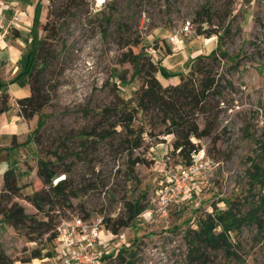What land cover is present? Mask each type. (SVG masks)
<instances>
[{
    "label": "rangeland",
    "instance_id": "374dc122",
    "mask_svg": "<svg viewBox=\"0 0 264 264\" xmlns=\"http://www.w3.org/2000/svg\"><path fill=\"white\" fill-rule=\"evenodd\" d=\"M204 4L211 9L213 26L226 53H219L217 67L226 87L215 136L196 141L213 163L198 176L195 187L191 185L190 191L162 213L153 198L166 185L164 169L180 166V158L171 153L173 136L146 137L135 153L148 162L136 164L130 174L125 154L110 145L114 142L112 130L100 129L101 136H108L81 157L70 153L80 147L78 139H69V135L92 125L99 107L112 100L103 87L105 81L119 79L118 89L124 98L139 85L132 65L118 62L121 50L138 52L141 45H154V60L160 62L156 75L166 83L178 81L190 59L215 48L216 35L196 33L200 22L194 20V12ZM187 19L192 32L169 41V33ZM61 21L55 44L60 51L58 66L63 70L51 68L47 74L50 100L41 111L46 120L40 131L41 152L31 138L38 114L25 119L17 113L16 99L29 93L23 64L15 72H11L13 64L0 65V81L5 83L9 105L0 112V190L3 171L14 168L21 195L12 202L41 218L23 197L44 188L36 174V162L40 157L50 158L56 169L70 168L66 178L73 180L78 194L70 198V205L54 208L51 215L56 223L83 214L90 219L115 218L124 214L129 203L145 206L128 227L119 230L123 238L100 229L99 239L107 244L100 256L102 264H264V212L252 211L257 197L264 196V0H107L99 7L93 0H85L84 11ZM128 29L139 35L141 43L121 49L129 38ZM34 34L39 36L36 31ZM166 46L170 52L165 51ZM258 179L263 181L257 183ZM230 202L237 203L240 213L238 229L231 234V251L226 254L222 247L209 246L192 251L187 232L197 230L207 215ZM34 226L14 228L0 220V251L11 260L8 264H60L66 249L59 240H50L49 233L32 232ZM129 247L135 256H129ZM119 252L124 253L120 258Z\"/></svg>",
    "mask_w": 264,
    "mask_h": 264
},
{
    "label": "trees",
    "instance_id": "16d2710c",
    "mask_svg": "<svg viewBox=\"0 0 264 264\" xmlns=\"http://www.w3.org/2000/svg\"><path fill=\"white\" fill-rule=\"evenodd\" d=\"M84 5L85 0H48L46 17L41 24V37L20 58L23 72L26 74L29 93L16 99L17 113L25 119L38 114L37 125L31 138L39 147L40 152L43 149L40 131L46 123L45 114L41 111L50 100L47 74L51 68L60 67L61 71L63 70V66H58L60 51L55 44L63 23L61 19L64 21L66 17H75L77 12L84 11ZM110 8H112L111 5ZM194 20L200 22V26L196 29L198 35H216V47L207 54H199L190 59L187 67L179 73L178 81L167 85H163L156 75L160 62L154 60L155 52L150 50V47L153 48L154 45H148L147 48L141 45L138 52H134L131 48L121 50L118 62L132 65L134 75L139 79V85L132 90L128 98H124L118 89L119 79L105 81L103 87L107 88L112 100L108 105L99 107L97 118L92 125L84 126L69 135V139H78L80 147L76 152L72 150L70 153L81 157L86 149L95 148L98 142L105 140L108 136H101L99 130L104 129L106 132L113 131L114 142L110 145L115 152L125 154L130 174H133L136 164H147L148 162L145 156L135 153L143 147L146 137L162 139L159 137L173 136L170 144L171 153H175L180 158L178 164L190 163L192 153L200 148L196 141L215 136L222 111L220 99L226 87L221 84L220 77L222 76L217 71V67L220 66L219 55L226 56L221 49L223 39L213 26L211 9L208 4H204L194 12ZM108 22L109 19L106 25ZM205 24L211 27L205 28ZM103 31L105 32V28ZM128 32L129 38L123 43L121 49L141 43L139 35H134L130 29ZM165 51L170 52L171 50L166 46ZM115 73L112 74L116 75ZM5 89V83L0 81V112L9 107ZM65 149L68 151V148ZM52 155L56 159L58 154L54 151ZM54 161L45 157L38 158L36 174L41 179L44 188L31 194H25L23 197L33 205L37 213L42 214L39 219L35 215L27 214L22 205L12 202L13 197L21 195L16 172L14 168H7L3 171L0 190L1 221L7 222L14 228H29L31 224H35L32 232L38 235L49 233L48 238L55 239V230L59 220L56 223L51 212L55 210V207L70 205V198L78 194L73 189V180L66 178V172L68 173L70 168L58 170ZM60 175H64V178L53 183V179ZM262 181L258 179L257 183ZM261 185L264 188L262 183ZM144 208L145 206L140 202L134 205L129 203L124 214L115 218H103L102 226L112 234H119V230L128 227ZM252 211L264 212L262 193L253 204ZM87 216L88 214H83L81 217L87 219ZM239 216L236 202H230L226 208L216 210L213 215H207L198 225L197 230L187 232L192 251L207 246L222 247L228 254L234 243L231 234L237 231L240 223ZM127 251L129 256L133 257L136 254L132 247H129ZM123 254L119 252L117 257L120 258ZM8 263H11V260L0 251V264Z\"/></svg>",
    "mask_w": 264,
    "mask_h": 264
},
{
    "label": "built area",
    "instance_id": "2783aa9c",
    "mask_svg": "<svg viewBox=\"0 0 264 264\" xmlns=\"http://www.w3.org/2000/svg\"><path fill=\"white\" fill-rule=\"evenodd\" d=\"M4 0H0V37L4 35L5 17L2 14V4ZM107 0H93L95 6L105 5ZM20 19V14L14 12L9 19L10 26H14ZM192 32V23L189 19L182 23L178 30H173L168 36L169 41L178 39L179 34H187ZM152 48L150 47V50ZM153 52V50H151ZM212 160L205 156L202 149H198L191 155V161L187 165H180L179 168L168 166L164 169L166 185L157 190L156 196L153 198L156 203L157 211L165 212V207L175 199L187 193L192 187H195V180L202 173L208 171L212 166ZM64 175H60L53 179L56 183ZM103 216L95 219H84L75 215L72 217L61 218L56 226L55 240H59L66 249L63 257L60 258V264H102L100 256L105 243H100V229L102 226ZM119 238H123V234H117ZM100 245V246H99Z\"/></svg>",
    "mask_w": 264,
    "mask_h": 264
},
{
    "label": "crops",
    "instance_id": "0c3cea01",
    "mask_svg": "<svg viewBox=\"0 0 264 264\" xmlns=\"http://www.w3.org/2000/svg\"><path fill=\"white\" fill-rule=\"evenodd\" d=\"M47 1L48 0L3 1L2 14L5 17V29L3 32L4 35L0 37V65L4 64L7 66L13 64L14 68H11V72H15L22 66L20 58L24 56L41 37V24L46 17ZM14 12H18L20 14V19L14 26H10L9 19ZM35 31L39 35L38 37L35 36ZM170 34L171 33H169V35ZM176 82L168 81L166 83H161L163 85H167L169 83ZM100 243L102 244L103 242L100 241ZM106 245L107 244H105V247Z\"/></svg>",
    "mask_w": 264,
    "mask_h": 264
}]
</instances>
